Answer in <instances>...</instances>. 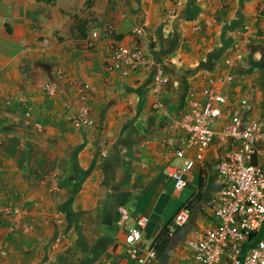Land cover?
Segmentation results:
<instances>
[{
  "label": "crops",
  "instance_id": "0c3cea01",
  "mask_svg": "<svg viewBox=\"0 0 264 264\" xmlns=\"http://www.w3.org/2000/svg\"><path fill=\"white\" fill-rule=\"evenodd\" d=\"M244 27L252 43L237 60ZM113 44L146 62L114 69ZM208 88L228 100L217 130L242 98L247 119L262 121L264 0H0V264H134L118 208L149 217L147 249L204 177L208 202L155 263L191 264L180 244L212 223L217 165L234 147L187 141L182 116ZM187 163L192 179L177 192L167 168Z\"/></svg>",
  "mask_w": 264,
  "mask_h": 264
},
{
  "label": "built area",
  "instance_id": "2783aa9c",
  "mask_svg": "<svg viewBox=\"0 0 264 264\" xmlns=\"http://www.w3.org/2000/svg\"><path fill=\"white\" fill-rule=\"evenodd\" d=\"M241 33L242 39L234 44L237 60L244 59L252 43L248 27ZM92 36L95 38L97 33ZM146 58L138 48L111 46V65L116 70L137 68ZM232 81V75L211 80L221 84ZM46 91L55 95L57 86L48 84ZM204 95L203 100L192 99L182 116L181 127L187 133L188 143L208 146L216 141H231L234 147L217 165L223 185L212 206V223L190 228L180 244L181 254L191 264H264V123L247 119L253 106L248 98H242L232 108L229 122L217 130L215 124L222 116L221 106L227 103V97L209 88ZM88 115L84 110L79 123H88ZM167 170L177 192L192 179V163L169 165ZM191 217V210L182 206L172 221L183 229ZM149 220L146 215H134L128 207L118 208L117 224L126 232L127 255L134 264H155L159 258L155 244L147 249L141 246Z\"/></svg>",
  "mask_w": 264,
  "mask_h": 264
},
{
  "label": "trees",
  "instance_id": "16d2710c",
  "mask_svg": "<svg viewBox=\"0 0 264 264\" xmlns=\"http://www.w3.org/2000/svg\"><path fill=\"white\" fill-rule=\"evenodd\" d=\"M57 0H38V2L46 3V4H55ZM92 0H87V4L91 5ZM78 28L81 32V34L85 37V28L83 24H79ZM209 191H208V186L206 183V180L204 177L201 178L200 184H199V189L196 191L192 198L186 202L183 206L187 207L191 210V220L193 221L197 212L201 210V207L206 204L209 200ZM181 228H177L174 226L173 221L169 222L166 224L161 231L158 233L156 236L153 244H155L157 252H158V257H161L165 254V252L168 250L169 246L173 242L174 239L177 237L181 236L182 233Z\"/></svg>",
  "mask_w": 264,
  "mask_h": 264
},
{
  "label": "rangeland",
  "instance_id": "374dc122",
  "mask_svg": "<svg viewBox=\"0 0 264 264\" xmlns=\"http://www.w3.org/2000/svg\"><path fill=\"white\" fill-rule=\"evenodd\" d=\"M260 116H261L262 121H264V104H263L262 107H261V113H260ZM0 211H1V213H0V224H1L2 213H3L4 211H6V209H2V208H0ZM9 211H11V210H9ZM9 211H8V213H10V215H11V212H9ZM210 212H212V209H211V208H207V209H206V215H209ZM15 217H16V216H15ZM53 221H54V223H55L56 225H58V224H61V223L63 222V218L60 217V216H58V215H55ZM15 223H16V224H19V222H18L17 219L15 220Z\"/></svg>",
  "mask_w": 264,
  "mask_h": 264
}]
</instances>
